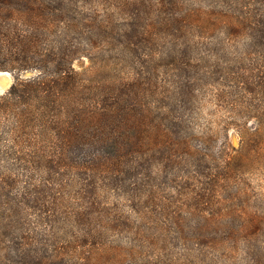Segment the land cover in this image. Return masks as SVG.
Listing matches in <instances>:
<instances>
[{"label":"rangeland","instance_id":"rangeland-1","mask_svg":"<svg viewBox=\"0 0 264 264\" xmlns=\"http://www.w3.org/2000/svg\"><path fill=\"white\" fill-rule=\"evenodd\" d=\"M241 1L98 0V9L116 25L133 11L142 15V25H156V40L137 45L138 57L120 76L140 79L146 108L157 114L158 107L166 113L174 109L183 120L181 145L168 143L163 157L144 167L149 183L140 203L133 206L124 189L110 190L103 198L105 214L90 223L68 219L78 204L70 175L54 179L61 193L46 195L45 208L26 203L10 208L11 200L4 198L0 213L6 209L11 215V238L30 243L47 264H95L96 259L97 264H264V141L252 148L243 141L246 127H264V61L245 33L230 34ZM184 13L192 22L184 32L166 24ZM90 66L88 57L74 62L87 77ZM0 72L3 94L14 77ZM106 75L94 76L103 81ZM185 85L192 96L174 99ZM0 165L2 175L11 173L6 163ZM16 186L19 192L23 183ZM0 264L28 263L18 255L11 261L0 256Z\"/></svg>","mask_w":264,"mask_h":264},{"label":"trees","instance_id":"trees-1","mask_svg":"<svg viewBox=\"0 0 264 264\" xmlns=\"http://www.w3.org/2000/svg\"><path fill=\"white\" fill-rule=\"evenodd\" d=\"M240 3L241 13H233L229 22L230 34L245 33L264 61V0ZM97 4L98 0H0V71L14 77L0 94V164L6 163L4 169L11 171L0 173V203L8 198L10 208L20 203L45 208L46 195L61 193L54 179L70 175L78 204L68 219L90 223L96 214H105L103 198L110 190L124 189L133 206L140 203L149 183L144 167L163 157L168 143L181 145L177 137L184 131L183 120L174 109L166 113L158 107L157 114L149 105L146 108L138 93L144 86L140 79L120 76L130 59L138 57L137 45L156 40V25H142V15L133 11L120 27ZM175 21L166 24L182 32L192 24L186 13ZM81 57L92 62L90 77L74 67ZM102 72L106 78L97 81L94 75ZM260 74L264 87V66ZM191 89L183 86L174 99L186 101ZM243 137L250 148L260 145L264 127H246ZM75 145L81 147L79 152ZM40 174L44 178L37 182ZM21 183L20 191L14 192ZM5 212L0 213L1 259L11 261L19 255L28 264H47L30 243L11 238V215Z\"/></svg>","mask_w":264,"mask_h":264},{"label":"bare ground","instance_id":"bare-ground-1","mask_svg":"<svg viewBox=\"0 0 264 264\" xmlns=\"http://www.w3.org/2000/svg\"><path fill=\"white\" fill-rule=\"evenodd\" d=\"M1 74H5V73L0 72V75H1Z\"/></svg>","mask_w":264,"mask_h":264},{"label":"water","instance_id":"water-1","mask_svg":"<svg viewBox=\"0 0 264 264\" xmlns=\"http://www.w3.org/2000/svg\"><path fill=\"white\" fill-rule=\"evenodd\" d=\"M2 82V80L0 79V83Z\"/></svg>","mask_w":264,"mask_h":264}]
</instances>
